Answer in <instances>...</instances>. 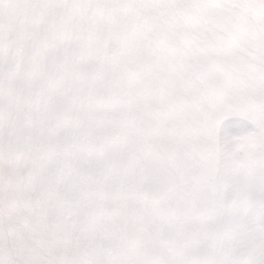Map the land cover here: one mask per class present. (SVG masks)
<instances>
[{"label":"snow or ice","instance_id":"obj_1","mask_svg":"<svg viewBox=\"0 0 264 264\" xmlns=\"http://www.w3.org/2000/svg\"><path fill=\"white\" fill-rule=\"evenodd\" d=\"M0 264H264V0H0Z\"/></svg>","mask_w":264,"mask_h":264}]
</instances>
